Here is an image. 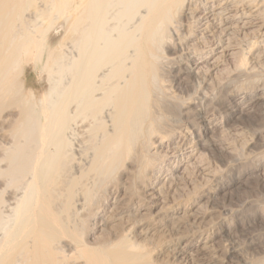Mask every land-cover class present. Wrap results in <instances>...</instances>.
<instances>
[{"label": "bare ground", "instance_id": "6f19581e", "mask_svg": "<svg viewBox=\"0 0 264 264\" xmlns=\"http://www.w3.org/2000/svg\"><path fill=\"white\" fill-rule=\"evenodd\" d=\"M227 60L264 71V0H0V264H223L205 194L179 183L206 151L237 156L217 131L256 126L261 93L213 94L222 125L171 82Z\"/></svg>", "mask_w": 264, "mask_h": 264}, {"label": "rangeland", "instance_id": "374dc122", "mask_svg": "<svg viewBox=\"0 0 264 264\" xmlns=\"http://www.w3.org/2000/svg\"><path fill=\"white\" fill-rule=\"evenodd\" d=\"M181 54L179 52L175 55L170 54V57L175 56L173 58L175 62L173 60L170 61V63L173 62L171 65L174 63L176 65L177 62H179L181 66H185L186 62L193 64L196 61L195 58L188 61L187 54ZM220 68L223 71L218 70L216 74V71H209L204 64L200 72L191 74V76L184 73L183 77H185V79L182 77H180L179 80L177 79L180 81L179 84L177 80H172L171 85H174H172V90H175V93L180 95L179 97H183L182 99L191 98L192 101H195V105L200 106L199 108L207 113L209 109L210 114H208L212 123L217 122L224 125L226 123L225 119L227 121L226 114L224 113L225 110L219 108L218 111L215 110L214 114L211 115L213 108L211 107L212 104H210V99L214 97L211 102L213 103L216 102L219 96H224L228 104L226 108L229 109L233 106V102L242 100L246 96H254L255 94L260 96L261 93L262 100L260 103L263 105L264 71L262 72V70L257 67L256 70H254L256 73H254V71L251 72V76L235 75L232 60H227ZM36 72L37 70L31 71L27 82L34 92L38 94V90L41 91L46 86V83L43 79V75H41L39 71V73ZM213 72L214 74H212ZM215 74L218 75V77ZM229 74L231 79L226 76ZM37 75H41V77L39 78ZM219 75L221 76L220 78L225 80L224 82L228 80L225 84L227 87L222 89V91L216 86V81L214 80L219 78ZM212 78L213 80H211ZM209 80L212 81V83ZM208 82H210L211 86ZM245 84L250 85L249 88ZM242 85L245 86L243 87ZM213 94L215 95L211 97ZM256 116L258 117L256 119L258 121L254 122L256 126L251 125V128L247 126L249 124V119L240 116L239 118L233 119V122L230 121L226 123V125L222 127L223 129L217 131V137L221 132V134L224 135V139L226 137L230 142H233L235 139L236 142L234 141V143L238 144L237 156L236 153H234L235 155H230L232 157L222 156L219 154V148L217 147L213 150L206 151L204 152L206 156L204 164L201 162L199 164V160H195L196 162L193 161L194 165L190 164L189 171L186 172L187 175L185 174L186 176L184 175L179 183V189L183 193L196 194L202 192L205 194L199 211L201 214L205 212L208 221L210 220L209 222L214 224H212L210 228L211 231H215V239L212 244L224 251L222 256V259L224 257L223 264H253L256 262L254 260H259L261 256L264 257V129L262 125L264 121V109L260 110ZM236 122H241L243 125H238ZM255 127L259 128L256 129ZM202 129L203 127H200L201 132ZM213 136L212 134H207L206 138L210 139L213 138ZM243 136L246 138L249 137L251 140L249 148L252 147V149L249 150L248 148H244L240 150L241 146H239V142ZM185 147L187 148L184 149L183 152L190 149L189 145ZM247 151L249 152L247 153ZM238 155L242 157L240 158ZM201 165H206L208 169L202 170ZM214 170H216L215 173ZM217 171L220 172L217 173ZM204 172H209V177L208 174ZM195 185L200 186L196 187ZM252 241L255 242L251 243ZM256 244L258 246H255ZM237 247L238 249H236V251L235 248ZM161 259L165 260V258Z\"/></svg>", "mask_w": 264, "mask_h": 264}]
</instances>
